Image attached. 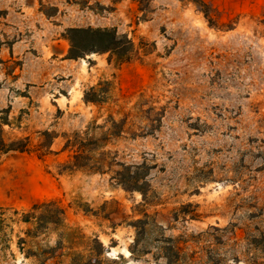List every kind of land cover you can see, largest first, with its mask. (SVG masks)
Returning a JSON list of instances; mask_svg holds the SVG:
<instances>
[{"label": "rangeland", "instance_id": "rangeland-1", "mask_svg": "<svg viewBox=\"0 0 264 264\" xmlns=\"http://www.w3.org/2000/svg\"><path fill=\"white\" fill-rule=\"evenodd\" d=\"M201 1L208 17L189 0H0L3 137L32 143L0 157V209L66 210L33 253L78 229L104 264H264V0ZM88 27L127 37L128 59H69V29ZM75 133L99 140L102 173L62 170ZM9 224L0 264H39L16 245L27 226Z\"/></svg>", "mask_w": 264, "mask_h": 264}, {"label": "trees", "instance_id": "trees-1", "mask_svg": "<svg viewBox=\"0 0 264 264\" xmlns=\"http://www.w3.org/2000/svg\"><path fill=\"white\" fill-rule=\"evenodd\" d=\"M189 1L197 5L205 16H209L207 6L203 1ZM68 32L71 43L69 59L85 58L87 55L93 53L111 52L117 55L119 62H125L133 47V43L127 37L119 35L117 30L112 28H71ZM97 101L99 99H96V97L95 99H90L88 98V93L85 94V102L96 103ZM8 122V118L0 117V157L9 153H29L32 149L30 137L17 138L9 142L4 139L3 126L9 124ZM112 122L113 127H119L120 123L115 120ZM113 134H117V131L108 133V136ZM41 136L44 140L50 139V141L46 144L45 142H41L37 145V152H39V154L37 153V157L39 159L52 153L51 145L53 137L51 140V133L44 131L41 133ZM99 146L98 139L75 133L72 138L67 139L64 145L63 151H72V156L69 162L62 164V170L71 172L78 169L91 170L93 168V171L102 173L103 167H101V164L94 165L91 162L93 160V152ZM45 148L46 150H44ZM121 166L122 169L117 174L125 176L127 174L124 172L130 173L129 166ZM137 178V176H133L128 181L125 177L119 180H121L122 186L129 191L138 190L136 189L138 188L136 187L137 185H131V182H137ZM65 214V208L55 200L37 202L26 210L0 209V241L9 236V230L13 231L9 223L24 224L27 226L23 232L24 236L17 235L18 241L16 245L19 251L24 253L27 258L35 257L39 261V264H49V261H53V264H63L61 256L64 253L59 254L58 251L64 249L67 242L72 245V247H68L70 249L68 264H104L105 255L108 253L106 247L98 237H87L78 229L62 231L60 233L61 237L56 241L55 245L42 246L39 248L38 253H33L34 251L30 243H35L40 235H45L50 230H60L65 226ZM140 223H143V221L138 220L137 224ZM78 244L84 247L82 251L77 249ZM35 245L39 246V242Z\"/></svg>", "mask_w": 264, "mask_h": 264}, {"label": "crops", "instance_id": "crops-1", "mask_svg": "<svg viewBox=\"0 0 264 264\" xmlns=\"http://www.w3.org/2000/svg\"><path fill=\"white\" fill-rule=\"evenodd\" d=\"M1 61H2V60H1V53H0V65H1V63H2Z\"/></svg>", "mask_w": 264, "mask_h": 264}]
</instances>
